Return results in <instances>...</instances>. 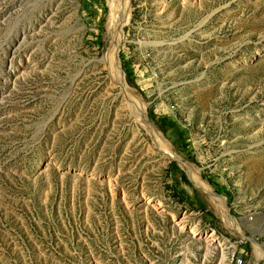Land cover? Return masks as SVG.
I'll list each match as a JSON object with an SVG mask.
<instances>
[{"label":"rangeland","instance_id":"1","mask_svg":"<svg viewBox=\"0 0 264 264\" xmlns=\"http://www.w3.org/2000/svg\"><path fill=\"white\" fill-rule=\"evenodd\" d=\"M131 11L121 82L108 0H0V264H264V0Z\"/></svg>","mask_w":264,"mask_h":264},{"label":"bare ground","instance_id":"2","mask_svg":"<svg viewBox=\"0 0 264 264\" xmlns=\"http://www.w3.org/2000/svg\"><path fill=\"white\" fill-rule=\"evenodd\" d=\"M110 13H109V19L107 22L106 28H108V49H107V58L109 61L110 68L115 76V78H118L122 82V76L120 73L119 65L116 59V53L117 48L121 44V35L123 33L124 26L129 22L131 19V0H108ZM9 78V77H8ZM114 78V79H115ZM117 79V80H118ZM13 80V78H11ZM128 91V90H127ZM126 92V91H125ZM128 93V92H127ZM139 117L141 120H144V115L142 111H139ZM147 121V120H146ZM150 129V127H148ZM153 131V130H151ZM153 134L155 136L157 135V132L153 131ZM158 139V138H157ZM210 197V202L214 206H220V202L215 199L213 196ZM187 226L189 233L192 237H202L203 235L206 237L204 240L206 241V245L211 248H222L223 244L221 241L217 240V238L214 236L213 233H203L201 234L193 225H185V223H180V228L183 230Z\"/></svg>","mask_w":264,"mask_h":264},{"label":"built area","instance_id":"3","mask_svg":"<svg viewBox=\"0 0 264 264\" xmlns=\"http://www.w3.org/2000/svg\"><path fill=\"white\" fill-rule=\"evenodd\" d=\"M226 264H244V258L242 255L232 254Z\"/></svg>","mask_w":264,"mask_h":264}]
</instances>
